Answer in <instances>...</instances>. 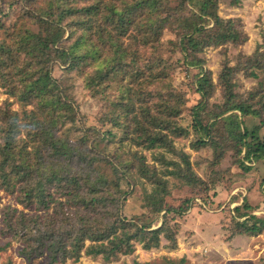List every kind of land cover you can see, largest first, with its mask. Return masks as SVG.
Segmentation results:
<instances>
[{
  "label": "trees",
  "instance_id": "1",
  "mask_svg": "<svg viewBox=\"0 0 264 264\" xmlns=\"http://www.w3.org/2000/svg\"><path fill=\"white\" fill-rule=\"evenodd\" d=\"M240 1L231 0L235 5ZM218 3L0 0V92L13 98L0 106V191L21 206L4 205L0 213L2 232L18 239L20 255L33 260L46 252L51 262L64 263L77 261L84 250L109 260L131 252L133 238L145 249L158 246L160 234L172 238L169 247H175L176 218L188 209V201L167 207L166 181L158 170L127 164L120 145L113 160L104 152L118 142L174 151L168 134L188 129L181 121L185 110L199 137L194 148L213 146L218 128L227 127L230 145L225 149L233 150L235 163L248 171L244 160L264 162V49L241 53L234 65L224 62L218 76L224 102L215 109L202 101L214 87L209 71L194 79L199 99L192 106L173 83L176 53L194 65L200 57L193 55L204 48L246 39L238 19L219 16ZM165 31L174 39L162 40ZM55 64L79 74L91 97L102 102L100 126L80 121L76 132L71 118L79 110L62 80L53 76ZM239 71L258 80L244 99L232 82ZM12 101L20 108L13 109ZM242 117L259 121L249 128ZM133 154L144 161L143 155ZM180 156L186 165L178 168L188 170L181 173L183 181L192 187L204 184L200 177L191 178L187 154ZM138 175L157 185L147 199L155 217L165 210L156 228H151L155 217L135 222L120 212L126 191L119 190L118 180ZM255 208L247 198L233 208L232 233L254 236L264 230V214L252 213Z\"/></svg>",
  "mask_w": 264,
  "mask_h": 264
},
{
  "label": "rangeland",
  "instance_id": "2",
  "mask_svg": "<svg viewBox=\"0 0 264 264\" xmlns=\"http://www.w3.org/2000/svg\"><path fill=\"white\" fill-rule=\"evenodd\" d=\"M218 14L225 19H238L246 39L241 42L206 47L202 52L193 55V58L200 57V62L194 65L184 62L179 53L173 56L174 59L179 58L173 83L178 89L185 92L188 107L199 99V94L195 92L194 86L198 74L202 75L205 71L211 73L214 87L204 95L202 101H205L209 108L215 109L224 102L222 86L218 81L224 62L234 65L240 59L241 53L252 55L253 52L264 49V0H241L238 5L233 4L231 0H219ZM11 21L10 17L6 23ZM174 37V33L165 31L162 40L174 39ZM52 74L55 78L62 80L66 86L67 94L79 110V115L71 118L73 119L72 126L75 127L76 132L81 130L80 121L100 126L99 117L102 102L91 97L84 87L81 76L74 71L65 72L59 64L53 66ZM257 81L256 78L246 76L239 71L232 81L235 83L234 91L240 99L247 98ZM5 100H13V98L1 91L0 106ZM11 107L13 109L20 108L17 101H12ZM232 112H227L225 115ZM237 113L240 116V113ZM191 118L189 111L185 110L181 121L184 123V128L188 127V129L185 128L184 134L181 135H177V133L183 129L177 131L176 134H168L175 153L169 151L166 146L146 147L142 144L130 145L128 142L125 144L118 142L104 152L109 160H113L115 150L120 145L119 152L122 153L123 160L127 164L138 167L144 163V166L149 167L150 170H155V174L158 170L166 181L165 205L167 207H181L185 204L183 201H188L190 208L188 207L181 217L175 219L178 223L176 234L173 235L174 240L176 238L175 247H169L173 241L172 238L168 239L164 234H160L158 246L145 249L142 242L133 238L131 252L119 253L109 260L100 254H87L84 250L80 253L77 261L67 258L64 263L51 262L46 252L33 260H28L19 253L18 239L3 234L0 213V264H264V230L254 236H240L231 232L234 223L232 218L236 216L233 208L239 205L244 198H247L250 205L256 206L252 213L264 214V182H262L264 162L262 160H244V164L250 167L248 171L243 170V167L235 163L233 150L230 147L225 149L226 145H230V141L227 140L229 137L227 127L218 128L216 133L218 139L213 146L194 148L192 144L199 137L198 133L190 126ZM242 118L245 119L249 128L259 121L250 117ZM260 132L264 133V129ZM134 152H137L138 156L143 155L144 161L138 159L133 154ZM182 153L187 154L189 163L187 165L193 172L191 178L200 177L204 184L192 187L183 181L182 178L185 175L181 173H186L188 170L178 168V165L183 167L186 165L183 161L184 156H180ZM220 153L222 155L218 158L217 155ZM164 160H173L178 164H170L167 167ZM171 170L177 171L181 175L169 174ZM149 174H151L150 171ZM133 175H135L134 172ZM118 181H120L119 190L126 191L120 212L128 217V220L131 219L135 222L139 221L138 218L146 222L154 218L155 215L150 212L152 208L148 206L147 199L150 200L156 193L157 185L150 184L145 176L139 175L136 177L127 176ZM160 189L161 187L157 188L158 192ZM4 205H12L21 209L13 195L1 190L0 208ZM164 211L163 209L158 214V218H154L151 228H156L161 224V215ZM168 214L171 216V212ZM89 243L86 240L85 246Z\"/></svg>",
  "mask_w": 264,
  "mask_h": 264
}]
</instances>
